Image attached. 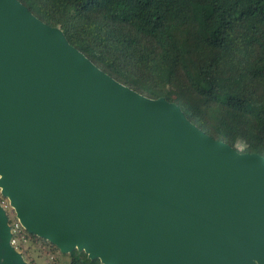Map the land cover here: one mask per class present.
Segmentation results:
<instances>
[{
  "label": "water",
  "instance_id": "95a60500",
  "mask_svg": "<svg viewBox=\"0 0 264 264\" xmlns=\"http://www.w3.org/2000/svg\"><path fill=\"white\" fill-rule=\"evenodd\" d=\"M0 189L64 253L264 264V156L116 80L20 0H0ZM0 264H28L1 204Z\"/></svg>",
  "mask_w": 264,
  "mask_h": 264
},
{
  "label": "trees",
  "instance_id": "16d2710c",
  "mask_svg": "<svg viewBox=\"0 0 264 264\" xmlns=\"http://www.w3.org/2000/svg\"><path fill=\"white\" fill-rule=\"evenodd\" d=\"M20 1L116 80L264 156V0ZM66 5L80 15H65ZM67 255L102 263L80 249Z\"/></svg>",
  "mask_w": 264,
  "mask_h": 264
},
{
  "label": "rangeland",
  "instance_id": "374dc122",
  "mask_svg": "<svg viewBox=\"0 0 264 264\" xmlns=\"http://www.w3.org/2000/svg\"><path fill=\"white\" fill-rule=\"evenodd\" d=\"M64 14L69 17H78L80 15L70 5L65 6ZM237 147L239 150H242L243 145L239 142ZM2 195L0 189V197L4 198L5 196L3 195V197ZM30 234L32 233H29L27 242L20 249L28 264H69L70 258L67 255L68 253L61 251L51 241L47 239L38 241Z\"/></svg>",
  "mask_w": 264,
  "mask_h": 264
},
{
  "label": "built area",
  "instance_id": "2783aa9c",
  "mask_svg": "<svg viewBox=\"0 0 264 264\" xmlns=\"http://www.w3.org/2000/svg\"><path fill=\"white\" fill-rule=\"evenodd\" d=\"M0 204L3 206V208H5L9 217V224L11 228V244L18 251H20L22 246L27 242L30 232L23 226L19 218L16 216V213L10 205L9 199L7 197H0Z\"/></svg>",
  "mask_w": 264,
  "mask_h": 264
}]
</instances>
